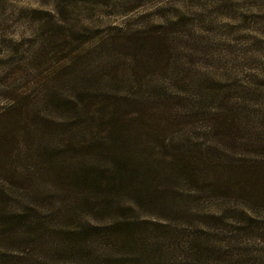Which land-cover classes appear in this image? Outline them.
Returning a JSON list of instances; mask_svg holds the SVG:
<instances>
[{
  "label": "rangeland",
  "instance_id": "1",
  "mask_svg": "<svg viewBox=\"0 0 264 264\" xmlns=\"http://www.w3.org/2000/svg\"><path fill=\"white\" fill-rule=\"evenodd\" d=\"M109 98L121 115L138 114L142 144L158 149L161 133L195 142L208 132L210 143L248 163L236 179L251 182L229 196L181 178L148 183L160 191V201L126 216L148 224L155 248L134 255V264H264V231L254 230L264 221V209L254 208L264 196V163H256L264 161V142H254L264 141V0H0V187L6 186L15 134L25 138L31 132L24 127L60 134L70 121L87 125L89 117L110 112L104 110ZM25 185L42 206L31 217L55 237L29 244L23 237L34 231L25 226L0 232V264L36 258L84 264L69 247L73 232H82L78 242L84 244L86 221L100 222L84 214L68 222L47 216L55 199L74 190L49 170ZM222 211L247 219L232 226L203 216ZM136 233L144 236L142 229ZM187 238L196 241L189 254ZM91 248L103 258L107 243ZM131 250L120 256L129 260Z\"/></svg>",
  "mask_w": 264,
  "mask_h": 264
},
{
  "label": "trees",
  "instance_id": "2",
  "mask_svg": "<svg viewBox=\"0 0 264 264\" xmlns=\"http://www.w3.org/2000/svg\"><path fill=\"white\" fill-rule=\"evenodd\" d=\"M111 102L104 109L110 111L108 114L96 113L99 118L89 117L87 125L82 126L81 124L78 127V124L75 125V122L70 121L69 127L60 134L48 132L40 127L29 129L24 127L26 132L31 133H26L25 138L18 134L14 135L15 147L10 153L8 173L4 180L2 179V183L6 186L0 187V232L12 231V227L25 226V229L34 231L32 235L23 237L26 241L31 239L26 242L29 244L33 240L43 238L51 242L55 237L52 234L55 231L49 230L44 226L45 223L41 224L31 217H35L42 206L37 201L38 199H35L37 197L28 195L29 188L25 185L29 178H37L38 175H44L49 170L62 179L67 186L72 185L74 190L72 195L65 200L55 199L46 212L47 216L50 219L54 217L59 221L68 222L84 214L88 219L100 222L86 221L88 225L86 227H89L90 231L89 233L87 230V234L90 238L84 244L78 242L82 232H73V241H70L69 247L75 251L76 256H83L80 259L81 262L84 264H128L132 262L134 264L139 258L138 256L134 259V255L155 248L152 247L151 237L147 233L148 224L139 221L133 214L126 216L128 210L135 213L145 204H157L160 201L157 197L160 191L150 189L148 183L157 178L162 179L161 183L166 181L169 183L171 179L181 178L185 182L195 184L202 191L217 192L227 194V196L234 194L230 191L235 189L242 191L251 184L248 180L236 179L237 170L246 171L245 167L248 163L233 160L228 156V150L225 147L210 143L207 139L208 132L196 138L195 142L191 138L179 137L177 139L176 136L170 137L167 134L158 135V133L161 148L156 149L151 143L148 145L143 142L142 144L143 139L139 137L140 130H137L134 125L138 114L121 115L124 113L116 108L113 100ZM85 120L87 119L83 121ZM145 120L152 124L149 117H145ZM160 122L159 120L158 123ZM95 123L100 126L94 128ZM254 142L262 147L263 145L259 143L264 141ZM159 153L161 154L160 162L155 165L153 158ZM262 158L260 159L262 161L256 163L263 164ZM55 165L60 169H54ZM213 175L217 180L212 177ZM258 178L255 177L256 180ZM13 196L16 206L10 210ZM124 196L131 197L133 200H122V198L126 199ZM46 199L40 198L44 201ZM6 201L5 209L3 203ZM62 202L63 204L60 205ZM259 202L254 208L263 210L264 196ZM238 203L236 202V205ZM235 208L232 212L238 214L239 210ZM234 215L227 217L224 211L203 213L205 219L212 216L220 225L231 223L232 226L233 224L239 226L243 225L242 222L247 219V216H244L240 221H236L232 217ZM77 220L79 222L81 219ZM250 221L252 222L253 219L251 218ZM254 227L256 228L254 230L257 231L259 228L263 232L264 221L262 226L254 225ZM140 229L144 236L137 239L136 230ZM23 231L20 233L22 234ZM189 241L186 246L190 248L187 250L188 254L193 251L192 247L196 246L195 240L190 239ZM95 243L98 245L107 243L103 258L98 256L96 249L91 248V245L94 246ZM130 247L134 252L130 251L132 254L129 255V260L121 257V253L123 254ZM62 252L63 250L58 246L56 253L62 256ZM0 256H3V253H0ZM197 261L199 264V260ZM32 262L43 264V261L37 258Z\"/></svg>",
  "mask_w": 264,
  "mask_h": 264
}]
</instances>
